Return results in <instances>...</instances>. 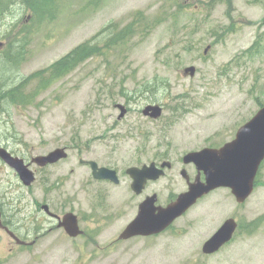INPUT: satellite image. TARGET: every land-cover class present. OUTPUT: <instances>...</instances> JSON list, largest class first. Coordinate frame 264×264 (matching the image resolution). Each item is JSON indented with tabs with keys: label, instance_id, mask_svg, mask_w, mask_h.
Here are the masks:
<instances>
[{
	"label": "rangeland",
	"instance_id": "1",
	"mask_svg": "<svg viewBox=\"0 0 264 264\" xmlns=\"http://www.w3.org/2000/svg\"><path fill=\"white\" fill-rule=\"evenodd\" d=\"M59 5L39 25L20 3L6 13L3 7L0 43L6 46L19 33L30 42L19 68L1 72L0 79L9 78L6 88L107 26L121 30L134 15L155 29L139 30L126 58L86 62L34 106L1 103L0 148L27 163L58 148L69 155L47 168L32 166L37 180L30 188L0 160V207L22 240L40 236L35 245L21 247L0 229V264H264V164L244 204L220 189L167 232L118 241L147 196L157 194L158 205L166 206L186 191L182 168L196 175L193 165L183 164L186 154L233 141L264 107V0H60ZM257 41L254 55L247 56ZM190 67L196 68L193 77L184 75ZM148 105L162 106L163 116L145 117ZM81 160L118 171L120 184L97 181ZM167 160L174 168L164 178L149 183L140 196L132 192L128 169ZM45 205L60 216L77 215L84 236L72 239L57 229ZM235 217L240 229L233 241L204 255L205 242ZM251 224L257 229L249 231Z\"/></svg>",
	"mask_w": 264,
	"mask_h": 264
},
{
	"label": "water",
	"instance_id": "2",
	"mask_svg": "<svg viewBox=\"0 0 264 264\" xmlns=\"http://www.w3.org/2000/svg\"><path fill=\"white\" fill-rule=\"evenodd\" d=\"M3 43H0L2 48ZM196 68L184 70L185 76L193 77ZM123 117L126 110L122 108ZM143 115L152 119H159L163 115V107L148 105ZM66 148H58L45 156H37L27 163L24 159L14 156L6 148H0V159L18 175L23 185L30 187L36 181V174L31 166L45 168L66 159ZM184 164H194L198 175L194 181L188 172L183 170L181 176L187 180L188 190L180 194L177 199L167 206H158V195L145 199L139 206L136 218L119 236V240L126 241L135 237H150L159 235L169 229L174 222L185 215L198 201L211 192L228 188L231 190L238 204H244L255 191L256 178L264 162V107L248 123L237 132L236 138L220 149L206 148L198 152H190L184 157ZM84 164V161H81ZM93 175L97 180H109L119 184L117 171L107 167H100L95 161L89 162ZM172 164L164 162L161 167L155 163L144 165L142 168L133 167L127 174L133 179L132 190L141 195L147 184L158 181L165 176V170L171 169ZM202 175L204 179H202ZM43 210L51 217L59 220L58 228H63L71 238H78L84 232L79 219L74 213L59 217L50 211L49 206ZM2 213L0 211V226ZM238 223L234 218L228 219L223 226L204 244L203 253L212 255L232 241L237 231ZM18 244H25L10 232Z\"/></svg>",
	"mask_w": 264,
	"mask_h": 264
},
{
	"label": "trees",
	"instance_id": "3",
	"mask_svg": "<svg viewBox=\"0 0 264 264\" xmlns=\"http://www.w3.org/2000/svg\"><path fill=\"white\" fill-rule=\"evenodd\" d=\"M60 0H0L4 7V13L17 3L23 5L32 14L33 21L39 25L46 20L52 19L59 10ZM216 2L218 0H211ZM47 22V21H46ZM264 24V21H263ZM155 26L141 19L139 14L134 15L133 20L119 30L114 25H109L98 32L91 39L83 42L58 61L45 69H41L22 79L14 87L6 88L9 78L0 79V105L6 103L15 107L28 108L37 104L38 99L58 82L72 74L80 66L88 61L103 59L107 63L118 61L121 57L128 56L132 42L137 38L139 30L142 33L153 31ZM230 30L229 33H232ZM8 35H11L10 33ZM8 38V36H7ZM30 42L25 33L14 34L5 46L4 54L0 59L1 72L6 73L11 69H18L25 61ZM259 46L255 44L245 53L253 56V51ZM3 52V51H2ZM1 53V52H0ZM153 86L148 88L147 93L152 94ZM6 215L5 210L0 207ZM3 214V215H4ZM4 215V216H5ZM257 229V224L253 225Z\"/></svg>",
	"mask_w": 264,
	"mask_h": 264
},
{
	"label": "flooded vegetation",
	"instance_id": "4",
	"mask_svg": "<svg viewBox=\"0 0 264 264\" xmlns=\"http://www.w3.org/2000/svg\"><path fill=\"white\" fill-rule=\"evenodd\" d=\"M174 168V166L172 167V169ZM183 169V168H182ZM2 217H3V225H2V227H0V229L3 231V232H5L10 238H11V241L12 242H14V239L9 235V231L11 232V233H13L15 236L17 235V236H19L21 239H23L22 237H21V235H20V233L18 232V229H17V227H16V225L15 224H13L12 222H10L8 219H7V217L6 216H4V215H2ZM49 217V216H48ZM54 223H58V221L56 220V219H53V218H51V217H49ZM235 219L239 222V224H240V221L235 217ZM58 225V224H57ZM57 227V226H56ZM236 235V234H235ZM235 235H234V237H235ZM3 236V235H2ZM31 236L32 235H29L28 237L29 238H31ZM40 236H35V239L34 240H32L31 242H33V245H35L37 242H38V238H39ZM234 239V238H233ZM26 242H28V241H26ZM33 245H28V243L27 244H25V245H18V246H23V247H30V246H33Z\"/></svg>",
	"mask_w": 264,
	"mask_h": 264
},
{
	"label": "bare ground",
	"instance_id": "5",
	"mask_svg": "<svg viewBox=\"0 0 264 264\" xmlns=\"http://www.w3.org/2000/svg\"><path fill=\"white\" fill-rule=\"evenodd\" d=\"M3 10V6L0 7V14H1V11Z\"/></svg>",
	"mask_w": 264,
	"mask_h": 264
}]
</instances>
